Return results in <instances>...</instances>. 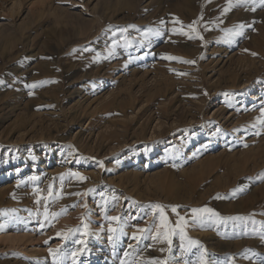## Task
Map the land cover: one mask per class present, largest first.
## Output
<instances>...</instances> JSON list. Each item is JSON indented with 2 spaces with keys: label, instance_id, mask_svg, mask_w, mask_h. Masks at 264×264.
Returning a JSON list of instances; mask_svg holds the SVG:
<instances>
[{
  "label": "rangeland",
  "instance_id": "obj_1",
  "mask_svg": "<svg viewBox=\"0 0 264 264\" xmlns=\"http://www.w3.org/2000/svg\"><path fill=\"white\" fill-rule=\"evenodd\" d=\"M201 257L264 264V5L0 0V264Z\"/></svg>",
  "mask_w": 264,
  "mask_h": 264
},
{
  "label": "snow or ice",
  "instance_id": "obj_2",
  "mask_svg": "<svg viewBox=\"0 0 264 264\" xmlns=\"http://www.w3.org/2000/svg\"><path fill=\"white\" fill-rule=\"evenodd\" d=\"M238 2H246V0H238ZM261 4L264 5V0H260ZM229 4H231V0H229ZM194 26H195V22L193 23V25H190L189 27L193 28L194 30ZM238 28H243V25H239ZM185 35H188L187 33H184ZM236 34H239L238 32ZM194 37L190 36L189 35V39H192ZM202 39V37H200ZM167 59H179V58H176V57H167ZM185 63H192V61H183ZM32 87H35V85H32ZM102 166V164H101ZM74 175H77L79 179L83 180L85 179L84 177L82 176H79V174H74ZM35 179V178H33ZM219 198V197H218ZM155 208L159 209L160 210V213H161V217H160V227L162 229H169V225H168V220H167V217L164 215L163 213V208L161 205H155L154 206ZM173 212L176 211V208H173L172 209ZM192 214H193V217H198L200 216L201 214H210V216L208 217L209 219H211L213 216H218L217 213H215L212 209L210 208H199V209H193L192 210ZM111 220L113 221H116L118 220L119 218L118 217H111L110 218ZM229 219H243V217H235V218H229ZM187 222L184 220L183 217H181L177 223H176V226L175 228H171L169 229L172 233H175L176 229H180L181 233H183V226L186 224ZM112 231H116L115 229H112ZM140 232H145L147 231L146 229H140L139 230ZM160 235H163L165 237V239L168 238V235H169V231H165L163 233H161L160 231L157 232V236H160ZM132 239H139V237L137 236H133ZM168 243L170 244L171 243V240L169 239L168 240ZM198 242L197 241H190V244H197ZM50 253L51 255L54 257H56V252L55 251H52L50 250ZM73 256H76L77 253H72ZM125 264H127V262H125ZM150 264H164V262H161V261H151ZM201 264H206V261L203 260V257H201Z\"/></svg>",
  "mask_w": 264,
  "mask_h": 264
}]
</instances>
